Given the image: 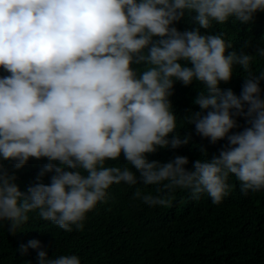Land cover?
I'll return each mask as SVG.
<instances>
[{
	"label": "clouds",
	"instance_id": "obj_1",
	"mask_svg": "<svg viewBox=\"0 0 264 264\" xmlns=\"http://www.w3.org/2000/svg\"><path fill=\"white\" fill-rule=\"evenodd\" d=\"M258 11L264 0H0V222L7 231L15 235L30 213L68 232L82 229L122 182L158 186L156 195L134 193L149 206H167L177 188L219 204L233 176L244 194L264 191V68L253 69L264 59V39L250 54L248 41L237 50L224 32H201L247 23ZM185 16L199 27L178 30L174 22ZM237 65L239 95L220 87ZM177 81L196 82L192 103L200 111L174 112ZM237 117L248 126L232 131ZM181 122L210 143H227L218 154L202 148L191 169L183 155L149 159L190 142ZM31 158L48 162L39 182L21 191L3 162L20 169ZM29 248L37 264H81L76 254L50 257L38 239L18 251Z\"/></svg>",
	"mask_w": 264,
	"mask_h": 264
},
{
	"label": "trees",
	"instance_id": "obj_2",
	"mask_svg": "<svg viewBox=\"0 0 264 264\" xmlns=\"http://www.w3.org/2000/svg\"><path fill=\"white\" fill-rule=\"evenodd\" d=\"M174 26L180 31L199 27L187 16L174 22ZM204 31L224 32L225 39H230L237 50L248 41L250 46L243 50L253 54L264 39V11H258L247 23L230 20L209 30L201 28ZM261 68H264V59L253 64L254 70ZM5 74L0 70V75ZM243 83V70L237 65L230 81L221 82L220 87L239 95ZM198 87L196 82L188 86L174 83L169 99L175 113L183 116L189 108L201 110L192 103ZM260 87L264 94V80L260 81ZM236 119L240 127L232 131L248 126L244 117ZM179 126L181 136L191 134L190 142L176 149H158L149 154V159L165 162L175 155H183L189 158L185 167L191 169L193 161L204 158L202 148L209 155L218 154L227 143L225 139L210 143L208 138L196 133L192 124L181 122ZM47 162V158H31L20 169L12 168L11 162L3 163L16 173L20 190L26 191L39 182L37 176ZM118 163H126L123 156ZM50 176L51 173L45 175L43 182H50ZM229 182L233 187L219 204H213L207 194L193 199L189 190L177 188L167 206H149L134 196L138 189L156 195L158 186L139 182L113 184L106 202L87 214L82 229L73 226L71 232L42 220L35 213H30L29 220L15 235L7 231V222H0V264H37L36 249L29 248L23 254L18 251L21 244L31 239L41 241V249L50 257L54 253L76 254L81 264H264V191L244 194L234 176ZM165 191L160 189L161 193Z\"/></svg>",
	"mask_w": 264,
	"mask_h": 264
}]
</instances>
